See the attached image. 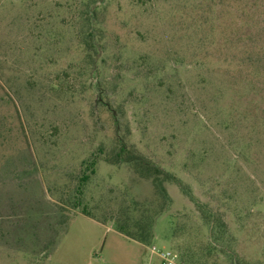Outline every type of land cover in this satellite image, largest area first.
Wrapping results in <instances>:
<instances>
[{"label": "rangeland", "instance_id": "374dc122", "mask_svg": "<svg viewBox=\"0 0 264 264\" xmlns=\"http://www.w3.org/2000/svg\"><path fill=\"white\" fill-rule=\"evenodd\" d=\"M99 73L113 119L94 111ZM115 135L187 190L163 184L148 246L109 220L122 201L160 203L106 162ZM92 157L94 219L69 205ZM209 215L230 256L207 251ZM152 247L264 264V0H0V264H165Z\"/></svg>", "mask_w": 264, "mask_h": 264}, {"label": "trees", "instance_id": "16d2710c", "mask_svg": "<svg viewBox=\"0 0 264 264\" xmlns=\"http://www.w3.org/2000/svg\"><path fill=\"white\" fill-rule=\"evenodd\" d=\"M92 15L91 12H89ZM91 25V24H90ZM94 35L92 34V30H89L88 36H84L86 45L84 46L85 52L84 54L87 55L86 59L89 61L92 59V55L94 51H96V40L93 38ZM92 69L91 74H94ZM263 76V74H261ZM103 84V77L99 73V77L95 82V92H97L98 96L95 100V107L94 111L98 108L99 105H103L102 97H106L108 94L101 89V85ZM102 99V100H101ZM106 110L110 112L112 119L115 117L113 113L109 110L107 105ZM115 125L116 121L114 119ZM116 127V126H115ZM115 146L114 149L111 151L109 158H107V163L119 166V165H126L128 167L134 168L137 173H139L142 178L145 177L146 179H151L152 184L155 188V192L158 195V200L160 203H157L156 206H153L154 202H142L139 203L137 201L131 200L128 203L121 202L118 210L116 211V216L113 219H109L110 222L115 227L116 231L120 234L124 235L126 238L137 242L138 244L148 246L150 245L154 238H155V226L157 220L163 216L166 211L169 209L167 205L171 203V199L167 194L166 189L164 188V183H174L177 185L183 193H186V188H184L183 184L174 176L167 173L160 167L153 166L143 160V158L133 154L128 150L126 143L123 141L121 137L115 135L114 138ZM100 156V154H98ZM95 157H92L90 161L86 163L85 172L78 178L77 186L74 190V195H72V200H69L71 207L73 210H79L80 213L86 217L93 218L92 213L96 210H89L88 205L84 202V187L89 183V179L91 176L95 174ZM88 172V173H86ZM188 194V193H187ZM201 207L202 205L199 204ZM209 227H210V239L207 244V251H224L225 254L229 255L227 250H224L216 237H213L215 234L214 226L215 223L214 217L209 215ZM94 219V218H93ZM220 250V251H219ZM188 260L187 263L195 264L197 260L192 262L194 259L189 255L186 254ZM233 264H236L234 259Z\"/></svg>", "mask_w": 264, "mask_h": 264}, {"label": "built area", "instance_id": "2783aa9c", "mask_svg": "<svg viewBox=\"0 0 264 264\" xmlns=\"http://www.w3.org/2000/svg\"><path fill=\"white\" fill-rule=\"evenodd\" d=\"M151 253L152 254H157L160 259L165 263V264H174L173 262V257H171V254L169 252H165V253H157V250L155 249V247L151 248Z\"/></svg>", "mask_w": 264, "mask_h": 264}]
</instances>
